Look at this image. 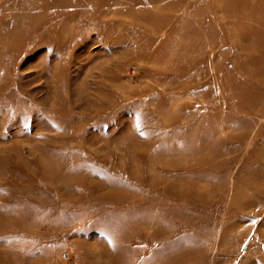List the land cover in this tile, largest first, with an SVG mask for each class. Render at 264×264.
<instances>
[{
	"label": "rangeland",
	"instance_id": "rangeland-1",
	"mask_svg": "<svg viewBox=\"0 0 264 264\" xmlns=\"http://www.w3.org/2000/svg\"><path fill=\"white\" fill-rule=\"evenodd\" d=\"M0 264H264V0H0Z\"/></svg>",
	"mask_w": 264,
	"mask_h": 264
}]
</instances>
